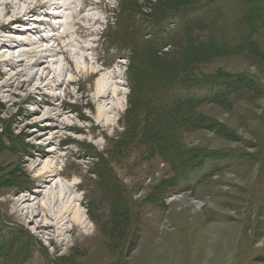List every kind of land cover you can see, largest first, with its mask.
<instances>
[{
	"label": "rangeland",
	"instance_id": "374dc122",
	"mask_svg": "<svg viewBox=\"0 0 264 264\" xmlns=\"http://www.w3.org/2000/svg\"><path fill=\"white\" fill-rule=\"evenodd\" d=\"M8 1L10 12L0 5V24L10 23L0 29V264H264V28L246 17V2ZM256 1L263 16L264 0ZM206 9L217 12V28L230 39H211L206 13L193 31L200 41L186 43L169 20L161 42L146 43L155 18L183 11L200 19ZM106 28L137 45L124 50ZM33 51L46 59L34 64ZM4 54L29 58L16 68ZM49 65L60 79H41ZM112 71L110 88L120 92L113 109L93 100ZM191 79H224L218 91L232 92L212 102L176 101L168 86ZM48 166L63 176L43 194L76 180L80 201L72 206L85 228L73 210L63 215L68 200H44L47 213L42 197L29 200ZM95 237L106 245L96 261L89 251Z\"/></svg>",
	"mask_w": 264,
	"mask_h": 264
},
{
	"label": "trees",
	"instance_id": "16d2710c",
	"mask_svg": "<svg viewBox=\"0 0 264 264\" xmlns=\"http://www.w3.org/2000/svg\"><path fill=\"white\" fill-rule=\"evenodd\" d=\"M244 2H246L244 3V9L247 10L248 12L246 17H249L250 15H252L253 20H254V26L257 27V30L264 28V15L263 16L261 15L263 13V10H262L263 6L262 5L260 6L261 7L259 9L260 12L258 13L257 9L259 6V2H257L256 0H244ZM260 4H262V2ZM206 13H207V28L210 27L209 29L213 28L214 30V33L210 32L209 34L211 36V39L214 40V38H223L225 41L230 39L226 37L225 33H222L224 29L217 28L220 22L217 21V18H213L217 12L211 11L210 9L208 10L206 9L203 13V16L200 19H197L198 16L193 17L191 14H184L183 11H173V12L164 14L163 16L159 18H155L154 21H152L151 23V30L147 32L146 34V36L149 37L148 42L146 43L156 44L157 42H161L162 35L164 34V32H162L161 30V27L164 23H166L169 20L176 21L179 24L180 29L184 30L183 35H185L186 40L188 41L186 43L190 44V42L193 43L195 41L196 42L200 41L198 38L199 37L198 32H193V31L199 28V26L204 23V19H205L204 15ZM193 18H196V20H192ZM189 19L193 21V23H189L190 21ZM136 23L138 24V22ZM105 33H107V28L105 30ZM246 33L249 34L250 32H246ZM108 38L110 41L112 39L116 44H119L124 50H129L130 48L132 49L136 44L134 42L128 43L125 37L120 39L118 37H110L108 35ZM245 41L246 39L244 38V40L241 42H245ZM170 43L172 44L173 48H180L183 45V43H180L177 45H174L173 42H170ZM186 43L184 45H186ZM244 46H246V44H241L240 48ZM122 48H119L118 51H122ZM150 49H151V58L156 57L155 55H157L156 54L157 49L155 48H150ZM132 61L134 62L133 59ZM157 61L158 60H156L155 62ZM150 66L155 67L156 65H150ZM130 67H131V64H130ZM131 78H132V81L138 80V77L137 76L135 77L132 74H131ZM153 79L156 81L154 77ZM227 83H228L227 80L218 81V84L217 83L215 84V82L212 83V81H207V79L193 80V81L191 79V81L173 82L168 86V89L176 101L180 100L179 102H184V103L189 102V104L201 103L207 100H211L212 102L213 100H216V99L219 100L220 96L232 92V90H229V88H227L224 92L218 91V89L221 87L222 88L227 87L225 86L227 85ZM142 87H143V84H142ZM213 92H216V93H214L213 96H209L208 93H213ZM156 110H158L157 105H155L154 111ZM193 162H189V163H193ZM193 166L194 165L189 164L186 167H184L183 170L181 171V173H183L184 175L180 179H184V177L190 173V170L193 168ZM188 183L189 181L184 180V182H182L181 185H183V187L187 189Z\"/></svg>",
	"mask_w": 264,
	"mask_h": 264
},
{
	"label": "bare ground",
	"instance_id": "6f19581e",
	"mask_svg": "<svg viewBox=\"0 0 264 264\" xmlns=\"http://www.w3.org/2000/svg\"><path fill=\"white\" fill-rule=\"evenodd\" d=\"M242 2V1H241ZM232 3V2H231ZM0 5H2L3 7H4V10H6V11H8V12H10V8L12 7L13 8V6H12V4H11V2H9L8 0H0ZM54 5V4H53ZM49 7H50V4H49ZM246 7V6H245ZM30 9V7H28L27 8V10H29ZM49 9V8H48ZM32 10H36V6L35 7H33V9ZM247 11V10H246ZM250 12V11H249ZM256 12V11H255ZM25 12L24 11H22L21 10V14L20 13H17L15 16H16V19H19V17L20 16H25ZM262 15V14H261ZM10 27V23H8V24H0V29L1 28H4V29H6V28H9ZM249 31V30H248ZM245 33V32H244ZM66 32L63 34V35H61L62 36V38L64 37H66ZM59 36V35H58ZM232 41V40H231ZM57 42H59V41H57ZM33 46V45H32ZM10 50L11 49H13V48H9ZM6 53H8V51L6 52ZM37 51H33L29 56H34L35 58H36V61H35V63L34 64H38L39 62H41V61H43V60H45L46 59V57H43L44 55H42V56H38L37 55ZM68 53V52H67ZM24 54H26V53H24ZM24 54H19L18 56H16V55H7V54H4L3 55V58H4V60H7V63H9L10 65L12 64L13 66H15L16 68L17 67H21V65L22 64H24L26 61H27V59L29 58V57H27V56H25ZM203 63V62H202ZM14 69V68H13ZM18 71V70H17ZM74 71H77L76 70V68L74 67ZM78 72V71H77ZM4 75H5V73H4ZM6 75H9L8 73H6ZM23 75V74H22ZM53 76V79L54 80H56V79H60V77H58L57 76V73H56V71L49 65L44 71H43V73H42V76H41V79H44V78H46L47 76ZM114 75H115V72L113 73V71L111 72V73H106V76L107 77H104L105 79L103 80V78L102 79H100V82H98L99 84H97V86H96V89H94L93 91H94V99L93 100H95V103L96 104H99V105H102V104H104L105 105V103L108 105V106H111V108L113 109V108H115V106H116V104H115V101L114 100H116V98H117V96L120 94V92H119V89H117V88H110V84L112 83V80L114 79ZM17 76V75H16ZM240 76V75H239ZM12 77V76H11ZM10 77V75H9V78H7L6 79V82L5 83H7V82H9L10 80H12V78ZM221 77V76H220ZM225 77V76H224ZM246 78V77H245ZM224 80V79H223ZM226 81V80H225ZM248 81V80H247ZM212 83H214V82H212ZM216 84V83H215ZM21 85H24V83H21ZM223 85V84H222ZM112 86V85H111ZM222 88V87H221ZM224 89H225V87H224ZM230 90V89H229ZM255 92V91H254ZM112 99H114V100H112ZM114 101V102H113ZM214 101V100H213ZM89 103V102H88ZM102 109V108H101ZM105 110V109H104ZM109 112V111H108ZM108 112H106V113H101V110L98 112L100 115H103V116H106L107 114H109ZM94 126H96V125H94ZM118 143V142H117ZM9 144V143H8ZM125 145H127V144H125ZM133 146V145H132ZM135 146V145H134ZM123 147H124V145H123ZM127 148V147H126ZM121 150V149H120ZM124 150V149H123ZM130 152V151H129ZM124 153V152H123ZM120 154V153H119ZM126 154V153H125ZM111 155H112V153H111ZM110 156V155H109ZM125 156V155H124ZM113 157V156H112ZM119 157V156H118ZM120 157H122V156H120ZM115 158V157H114ZM117 158V157H116ZM125 158V157H124ZM145 158V157H144ZM110 159H112V158H110ZM119 161L120 159H115L114 160V162H117V161ZM122 160H120L119 162H118V165L120 164V162H121ZM25 163V162H24ZM95 163V162H94ZM113 163V162H112ZM107 164H109V163H107ZM67 166V165H66ZM112 166L114 167V169H115V165H114V163L112 164ZM111 167V166H110ZM118 167H120V166H118ZM124 167V166H123ZM122 167V168H123ZM125 168L126 169H128V166H127V164H125ZM120 169V168H119ZM107 170H109V167H108V169ZM131 170V169H130ZM137 170V169H136ZM69 171V170H68ZM110 171V170H109ZM124 171V170H123ZM64 172V171H63ZM111 172H112V176H114L115 175V173H114V171H113V169H112V167H111ZM121 172V171H120ZM128 173V172H127ZM63 174V173H62ZM68 174H70V173H68ZM74 174V173H73ZM109 174H111V173H109ZM60 176H63V175H61V173L59 172V170H57L56 168H54V167H52V166H48V167H46V169H43L39 174H37V176H36V178L34 179V184H35V186H37V187H35L36 188V190L37 191H34V195H31V199H29V200H31V201H36V200H39V198H41L42 197V199L41 200H39V208H40V210H44L45 212H46V208H45V203H43V201L44 200H48V201H54L55 203H59V202H61L62 200H68V204L67 205H64L62 208V211H63V215L64 216H67V214L68 213H70L72 210H73V214L75 215V220H74V223H76L78 226H80V227H84L85 228V226H86V224L81 220L82 218L80 217V215H78L79 214V212L77 211V210H75L76 208L74 207V206H72L73 205V203L75 202V201H80V199H79V196H77V193H76V189H74V188H78V184L74 181V182H72L70 185H66L65 187L67 188H64V189H62V188H60V186L59 185H57V184H53L54 186L52 187V190H53V192L52 193H49V192H47V194H43L44 193V190H48V186H50L51 185V183H54L55 182V180H56V178L57 177H60ZM70 176V175H69ZM72 176V175H71ZM76 177H77V175H76ZM115 177V176H114ZM119 177V176H118ZM126 177V176H125ZM79 178V177H78ZM89 178V177H88ZM88 178L86 179V177H84L83 179H85L86 180V182H87V180H88ZM19 179V178H18ZM111 179V178H110ZM115 179V181H116V183L118 182V179L117 178H114ZM117 179V180H116ZM32 180V179H31ZM113 180V179H112ZM83 181V180H82ZM122 182V181H121ZM120 182V183H121ZM33 182L31 181V184H32ZM120 183H119V185H120ZM81 184V183H80ZM93 184V183H92ZM121 185L122 186H124V184L123 183H121ZM126 185V184H125ZM31 186V185H30ZM33 186V185H32ZM79 186H81V185H79ZM85 186V185H84ZM30 188V187H29ZM59 188H60V190H59ZM97 188V187H96ZM35 190V189H34ZM125 190H127L126 188H125ZM131 191V190H130ZM57 192V196H51L50 194H55ZM41 193V194H40ZM46 193V192H45ZM86 193V192H85ZM29 195V196H30ZM44 197V198H43ZM73 198V199H72ZM90 198V197H89ZM105 198V197H104ZM21 201L20 202H23V201H25L26 200V198H24V199H20ZM104 200V199H103ZM109 201V200H108ZM107 201V202H108ZM19 202V203H20ZM40 203H43V204H40ZM48 203V202H47ZM64 203V202H63ZM102 203V202H101ZM61 204H62V202H61ZM94 204V203H93ZM20 205H22V204H20ZM16 206V208L18 207V205L16 204L15 205ZM24 206V205H23ZM38 208V209H39ZM95 208V207H94ZM33 209V208H32ZM48 210V209H47ZM32 211V210H31ZM41 211V212H42ZM50 211H51V209H50ZM58 211V210H57ZM35 212V211H34ZM61 212V211H60ZM59 212V213H60ZM115 212V211H114ZM47 213V212H46ZM58 213V212H57ZM51 214V213H50ZM47 215V214H46ZM53 215V214H52ZM62 215V216H63ZM92 215V214H91ZM118 215V214H117ZM50 216V215H49ZM61 216V217H62ZM93 216V215H92ZM56 217H57V215H56ZM60 217V218H61ZM66 218V217H65ZM81 218V219H80ZM57 219H59V218H57ZM56 219V220H57ZM123 219H124V217H123ZM67 220V219H66ZM59 221V220H58ZM72 221V220H71ZM60 222V221H59ZM58 222V223H59ZM126 222V221H125ZM66 224L67 223V221H65V220H61V224L63 225V226H65L64 224ZM112 223V222H111ZM128 223V222H127ZM54 224V223H53ZM60 224V225H61ZM126 224V223H125ZM47 225V224H46ZM62 225L60 226V227H62ZM126 226V225H125ZM65 228V227H64ZM75 228V227H74ZM103 230V229H102ZM112 230V229H111ZM120 230V229H119ZM122 230L124 231L125 229H124V227H123V225H122ZM122 230H121V232H122ZM64 232V231H63ZM105 235H103L102 234V236H109V237H111L107 232H103ZM96 235V234H95ZM120 235V234H119ZM108 236H107V238H108ZM114 236V235H113ZM122 235H120V237H121ZM83 237V236H82ZM92 237H94V235L92 236ZM91 237V238H92ZM116 237H118V235L116 236ZM101 239V238H100ZM98 237H95V238H93V245H94V250H89V251H91V254H90V257L94 260V261H96L97 259H99V257L101 256V250H102V245H105L104 244V240H100ZM111 240H112V238H110ZM110 239L108 238V240H109V242H110ZM77 240V239H76ZM79 240V239H78ZM125 241V240H124ZM92 242V241H91ZM121 242H123V241H121ZM112 243V242H111ZM110 243V244H111ZM119 244V243H118ZM123 244V243H122ZM67 246V245H66ZM106 246V245H105ZM107 247H108V249H111V248H113L114 246L113 245H110V247H109V245H107ZM107 247H106V249H107ZM116 248H118L117 246H116ZM85 249V248H84ZM82 250V249H81ZM118 251V250H117ZM125 252V251H124ZM107 253H108V251H107ZM110 254V253H109ZM127 254H128V252H127ZM75 255V254H74ZM103 255V254H102ZM113 257V256H112ZM115 258V257H114ZM127 259V258H126ZM124 263V262H123Z\"/></svg>",
	"mask_w": 264,
	"mask_h": 264
}]
</instances>
